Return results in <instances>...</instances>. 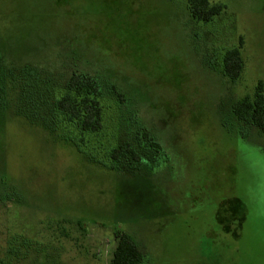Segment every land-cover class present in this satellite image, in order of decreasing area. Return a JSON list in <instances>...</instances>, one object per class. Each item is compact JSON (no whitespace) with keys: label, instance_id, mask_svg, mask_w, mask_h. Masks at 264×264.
Segmentation results:
<instances>
[{"label":"rangeland","instance_id":"374dc122","mask_svg":"<svg viewBox=\"0 0 264 264\" xmlns=\"http://www.w3.org/2000/svg\"><path fill=\"white\" fill-rule=\"evenodd\" d=\"M213 2L225 9L203 23L184 0H0V264H110L118 229L138 264H264V135L231 112L264 92V0ZM74 70L102 91L103 128L81 152L26 116L48 117ZM138 124L164 156L102 164L140 150Z\"/></svg>","mask_w":264,"mask_h":264},{"label":"trees","instance_id":"16d2710c","mask_svg":"<svg viewBox=\"0 0 264 264\" xmlns=\"http://www.w3.org/2000/svg\"><path fill=\"white\" fill-rule=\"evenodd\" d=\"M191 18L198 22L208 23L214 17L220 15L225 9V5L213 0H184ZM243 68L241 57V45L228 49L222 59V70L225 76L231 81L237 80ZM1 68L0 53V103L3 102L5 91L4 73ZM28 70V69H27ZM102 96L101 83L92 74L74 70L69 75L65 90L51 102V111L48 117H36L38 112L28 108L26 116L42 120V126L53 128L58 127L62 140L71 143L79 151L85 136H98L103 128V113L100 98ZM232 115L241 125L244 135H247L250 127H256L264 135V92L263 83L258 81L251 96H244L231 105ZM31 117V118H32ZM35 124V123H33ZM138 145L137 152L129 142H125L120 147L111 148L102 156V164H109L110 169L115 167V163L124 157L130 168H136L135 163L141 157H145L146 163L156 162L164 156L162 146L156 140L154 133L144 131L141 124L137 126ZM142 131V132H141ZM89 159L92 157L88 155ZM113 160V161H112ZM116 161V162H114ZM98 164H100L98 162ZM232 207L237 212V206L241 208L238 199L233 198ZM241 214V213H240ZM243 220V213L240 215ZM117 245L113 251L110 264H138L142 260L137 244L132 237L124 231H116Z\"/></svg>","mask_w":264,"mask_h":264}]
</instances>
